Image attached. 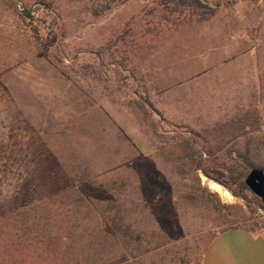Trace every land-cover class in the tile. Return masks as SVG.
Masks as SVG:
<instances>
[{"label": "rangeland", "instance_id": "374dc122", "mask_svg": "<svg viewBox=\"0 0 264 264\" xmlns=\"http://www.w3.org/2000/svg\"><path fill=\"white\" fill-rule=\"evenodd\" d=\"M46 1L0 0V264H200L264 234L203 173L264 170V0Z\"/></svg>", "mask_w": 264, "mask_h": 264}, {"label": "crops", "instance_id": "0c3cea01", "mask_svg": "<svg viewBox=\"0 0 264 264\" xmlns=\"http://www.w3.org/2000/svg\"><path fill=\"white\" fill-rule=\"evenodd\" d=\"M202 264H264V234L235 228L208 243Z\"/></svg>", "mask_w": 264, "mask_h": 264}, {"label": "trees", "instance_id": "16d2710c", "mask_svg": "<svg viewBox=\"0 0 264 264\" xmlns=\"http://www.w3.org/2000/svg\"><path fill=\"white\" fill-rule=\"evenodd\" d=\"M37 1H38V3L44 5L45 8H47L49 10L50 6L46 0H37ZM160 4H163L164 6H167V7H171V9L174 12H176L178 10L189 11V12L193 13L194 15H196L198 20H205L209 17H212L216 13V9H217V7H212L208 4H205L201 0H160ZM142 104L144 105V103H142ZM147 111H149V109ZM187 145H188L189 149H191V150L194 149V148L190 147V143ZM193 153H195V152H193ZM203 153L207 154V151L206 152L203 151ZM189 156H190V154H189ZM253 168H259V167L253 163H249L246 166V169H249V170L253 169ZM203 173L207 177H209V178L212 177L214 180H216L217 182L227 186L228 188H230L229 187L230 184H233L236 186L237 189H239L241 191L247 190V187L244 185V181H243V178L246 176L247 171L241 172L238 175L237 174H228V178H226V174L222 171L204 169ZM248 221H250V218H248V217H235L233 220L230 221V223H234L235 225H238V224H245ZM238 228H243V227H238ZM230 229H235V228H230ZM247 229L250 230L251 232L261 233L258 231L256 224L250 225ZM227 230H229V229H227ZM202 258H203V256H202ZM200 264H202V259H201Z\"/></svg>", "mask_w": 264, "mask_h": 264}, {"label": "water", "instance_id": "95a60500", "mask_svg": "<svg viewBox=\"0 0 264 264\" xmlns=\"http://www.w3.org/2000/svg\"><path fill=\"white\" fill-rule=\"evenodd\" d=\"M34 5H41L35 3ZM21 13L28 17V11L22 10ZM247 189L264 203V171L260 168H253L244 179Z\"/></svg>", "mask_w": 264, "mask_h": 264}, {"label": "bare ground", "instance_id": "6f19581e", "mask_svg": "<svg viewBox=\"0 0 264 264\" xmlns=\"http://www.w3.org/2000/svg\"><path fill=\"white\" fill-rule=\"evenodd\" d=\"M210 187L216 191H218L219 193H221L224 197H227V193L218 185L214 184V183H210Z\"/></svg>", "mask_w": 264, "mask_h": 264}]
</instances>
